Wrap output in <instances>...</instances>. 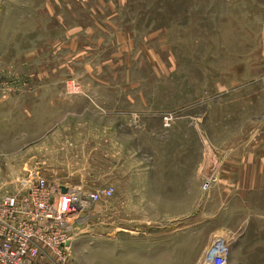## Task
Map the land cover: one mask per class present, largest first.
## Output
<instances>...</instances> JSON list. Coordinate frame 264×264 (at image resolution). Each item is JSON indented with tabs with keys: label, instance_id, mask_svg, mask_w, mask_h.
<instances>
[{
	"label": "rangeland",
	"instance_id": "obj_1",
	"mask_svg": "<svg viewBox=\"0 0 264 264\" xmlns=\"http://www.w3.org/2000/svg\"><path fill=\"white\" fill-rule=\"evenodd\" d=\"M113 187L70 264H264V0H0V195Z\"/></svg>",
	"mask_w": 264,
	"mask_h": 264
},
{
	"label": "built area",
	"instance_id": "obj_2",
	"mask_svg": "<svg viewBox=\"0 0 264 264\" xmlns=\"http://www.w3.org/2000/svg\"><path fill=\"white\" fill-rule=\"evenodd\" d=\"M17 181V192L0 195V264H70L82 213L111 198L113 187H64L49 183L38 170ZM218 241L211 246L209 264L228 262V248H219Z\"/></svg>",
	"mask_w": 264,
	"mask_h": 264
},
{
	"label": "bare ground",
	"instance_id": "obj_3",
	"mask_svg": "<svg viewBox=\"0 0 264 264\" xmlns=\"http://www.w3.org/2000/svg\"><path fill=\"white\" fill-rule=\"evenodd\" d=\"M217 245H218V247L220 248V247H221V245H223V246H224L225 244H224V242H223V241H218ZM217 245H216V247H217ZM207 261H208V264H209V262H210V259H208Z\"/></svg>",
	"mask_w": 264,
	"mask_h": 264
},
{
	"label": "water",
	"instance_id": "obj_4",
	"mask_svg": "<svg viewBox=\"0 0 264 264\" xmlns=\"http://www.w3.org/2000/svg\"><path fill=\"white\" fill-rule=\"evenodd\" d=\"M62 191H63V192H66V188H63Z\"/></svg>",
	"mask_w": 264,
	"mask_h": 264
}]
</instances>
